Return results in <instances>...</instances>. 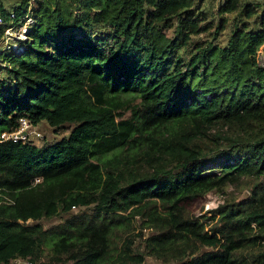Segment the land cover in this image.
<instances>
[{
  "label": "trees",
  "instance_id": "16d2710c",
  "mask_svg": "<svg viewBox=\"0 0 264 264\" xmlns=\"http://www.w3.org/2000/svg\"><path fill=\"white\" fill-rule=\"evenodd\" d=\"M9 1L0 38L35 24L0 64V264L45 248L53 264H264L260 6L227 0L215 27L200 0ZM22 119L71 130L41 147L1 138ZM231 186L250 197L192 214ZM136 218L152 234L134 255Z\"/></svg>",
  "mask_w": 264,
  "mask_h": 264
},
{
  "label": "rangeland",
  "instance_id": "374dc122",
  "mask_svg": "<svg viewBox=\"0 0 264 264\" xmlns=\"http://www.w3.org/2000/svg\"><path fill=\"white\" fill-rule=\"evenodd\" d=\"M227 0H200L199 1V5H198V10L199 12H201L202 14L205 15L206 17V21L203 23L204 26H207L208 24L212 23L213 26H218V22H219V14L218 11L219 9L226 3ZM0 3L4 6L5 10L7 13H13L14 11H16V9H18L21 6V1H9V0H0ZM254 4L256 6H260V12L264 11V0H242V5L245 4ZM238 15H227V18L230 20V24L227 27V30L222 34V36L219 38L218 43L221 46H225L228 44L230 37L232 35V32L234 30V18H237ZM252 23V22H251ZM201 40H206V38H208V35H202L199 37ZM4 38L3 40L0 38V64H2L1 68H4V65H6V58L7 55H5L7 53L6 51V44L4 45ZM1 69V71H3ZM0 71V72H1ZM130 114H126L125 117H129ZM39 132L43 133L44 137L50 138L52 141H50V143H54L56 141L61 140L64 137H67L70 133L71 128L70 127H65L63 129H60L58 131H56L55 129H51L48 128V126L46 124L41 125L39 128H37ZM44 137H37L36 135H32L30 137V140L33 141V143L39 147L45 145L47 142L45 141ZM224 159L220 158L218 159L215 163H210L209 165H207L208 168H211L215 165H219V162H222ZM219 170H217L218 172ZM212 196H216V197H220L223 201L224 204L226 201L230 200V201H236V202H240L243 200H246L247 198L250 197V190L249 189H243V190H239L236 189L235 187L231 186L228 187L227 189H225L224 193H212ZM206 201V198H205ZM223 204V205H224ZM203 207V208H202ZM200 209L195 210L192 214L196 217V218H200L202 215H204V204ZM74 214H81V210L76 209L74 210ZM88 213H92V210H88ZM206 215V214H205ZM61 221L59 219H53V220H46V221H42L41 224L45 227V229L51 228L53 226H56L58 224H60ZM134 228H135V240H134V245L132 247V251L134 255L140 254L141 252H144V239L147 238L148 236H150L152 234V230L151 229H142V222L140 219L136 218L135 222H134ZM211 223L208 225V229L210 228ZM143 232V237H138V234L140 232ZM119 248L123 249V245L120 243ZM50 250L48 248L44 249V253L42 254V257L35 261L33 264H53L50 261ZM146 264H163L161 260H157L153 257H146ZM171 264H177L176 262H173Z\"/></svg>",
  "mask_w": 264,
  "mask_h": 264
},
{
  "label": "built area",
  "instance_id": "2783aa9c",
  "mask_svg": "<svg viewBox=\"0 0 264 264\" xmlns=\"http://www.w3.org/2000/svg\"><path fill=\"white\" fill-rule=\"evenodd\" d=\"M34 1V0H32ZM31 9V8H30ZM10 19H15V14L10 15ZM35 24L33 18L31 16H27L24 22H20L18 24H13L11 22L10 25L4 31V35L2 36V40L4 38V45L6 44V51L11 52L13 54H20L25 50L24 43L28 41V32L29 29ZM5 25L3 20L0 18V26ZM261 65L264 64V58L262 53L260 55ZM32 135H36L37 137H44L43 133L39 132L37 128L33 127L28 120L22 119L20 129L16 133L7 134L4 133L2 135V139L9 140L12 139L15 142L18 141H31L30 137ZM209 193L205 198L204 205V213H209L217 210L220 206L224 204V201L220 197H214ZM8 264H33L32 261L22 258H17L12 260Z\"/></svg>",
  "mask_w": 264,
  "mask_h": 264
}]
</instances>
